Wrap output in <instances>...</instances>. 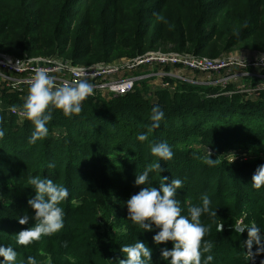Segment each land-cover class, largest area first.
Returning a JSON list of instances; mask_svg holds the SVG:
<instances>
[{"label": "trees", "instance_id": "trees-1", "mask_svg": "<svg viewBox=\"0 0 264 264\" xmlns=\"http://www.w3.org/2000/svg\"><path fill=\"white\" fill-rule=\"evenodd\" d=\"M155 14L163 16L158 20ZM161 51L217 60L236 52L264 53V0H0V53L16 58L60 57L75 66L135 59ZM173 89L137 85L125 96L87 98L78 115L53 110L48 135L28 143L30 121L10 111L27 94H0L3 109L0 127V244L18 253L15 264L34 256L37 264H116L124 259L120 249L136 238L152 251L149 264H167L153 236L127 221L125 201L140 190L136 173L156 160L152 143L166 141L173 158L161 162L160 174H150L153 187L161 178H180L177 191L182 214L201 203L211 204L200 221L209 231L204 239L213 247L203 257L210 264H251L244 246L247 232L233 225L255 223L264 229V186L254 189L252 176L264 164V92L252 99L227 95L226 88L199 86L166 79ZM153 107L164 112L161 127L151 129ZM140 132L148 135L138 141ZM207 148L215 167L202 163ZM234 154L236 159L231 163ZM221 156V157H220ZM52 163L54 168H48ZM39 175L65 186L69 196L62 203L64 227L28 246L15 236L28 225L20 215H34L27 201L35 192L27 176ZM2 259V258H0ZM257 264H264V260Z\"/></svg>", "mask_w": 264, "mask_h": 264}, {"label": "clouds", "instance_id": "clouds-1", "mask_svg": "<svg viewBox=\"0 0 264 264\" xmlns=\"http://www.w3.org/2000/svg\"><path fill=\"white\" fill-rule=\"evenodd\" d=\"M158 20L163 16L155 14ZM94 93V85L87 79H80L77 82L65 81L56 83V78L48 73L46 69L38 68L30 77L27 95L23 103L13 105L10 111L17 114L24 120L30 121L33 131L28 143L35 144L38 140L45 138L49 133L48 124L53 118V110H60L65 116L78 115L82 111L83 102ZM164 118V112L159 107H153L149 117L152 122L148 127L157 129L161 127L160 121ZM5 136V130L0 127V139ZM138 141H146L148 135L145 132L137 134ZM150 152L157 159L146 164L142 172H137L135 185L140 190L125 201L127 208V221L133 227L142 229L143 232L153 231V226L159 229L153 236L157 245L165 242H172L171 249H161V259L167 264H210L214 257L202 253H208L213 247L209 240L204 237L209 231L208 227L201 223L202 214L208 213L211 201L207 194L201 196V203L188 208L187 214H182L180 201L177 199V190L183 186L180 178H173L171 183L167 178H161L159 187H153L150 174L164 171L161 162L170 161L173 158V149L166 141L152 143ZM207 148L206 154L200 157L203 164L215 167L219 163V157L215 160ZM231 156V163L236 159ZM221 157V156H220ZM50 163L48 168H54ZM27 182L35 192L33 198L28 199L27 204L33 210L34 215H20L18 223L28 225L15 236L17 245L28 246L34 241L40 240L43 236H51L61 231L64 227L65 212L62 203L69 196L68 189L55 182L53 179L39 175L27 176ZM251 186L259 189L264 186V164L255 170ZM235 232L243 234L247 232V239L244 246L247 247L249 255L253 257L252 248L256 246V254L264 253V229L255 223L243 224L236 222L233 225ZM124 259H119L116 264H149L152 257L151 249L142 241L136 238L132 244H124L120 249ZM18 253L12 246L0 244V264H15ZM26 264H37L34 256H28Z\"/></svg>", "mask_w": 264, "mask_h": 264}, {"label": "built area", "instance_id": "built-area-1", "mask_svg": "<svg viewBox=\"0 0 264 264\" xmlns=\"http://www.w3.org/2000/svg\"><path fill=\"white\" fill-rule=\"evenodd\" d=\"M38 68L46 69L56 78L57 84L87 79L94 85V93L88 98L125 96L134 92L142 82H149L151 86L153 82L162 81L161 89H173L170 83L165 82L166 79L199 86L221 85L223 88L240 82V86L234 84L235 91L226 94H245L252 99L259 98L264 92V53L253 56L243 52L230 58L209 60L158 51L132 60L89 67L75 66L71 61L57 56L29 59L0 53V94H27L30 77ZM199 75H205V81L200 80ZM211 76L219 77L211 79ZM2 109L3 103L0 101V111ZM261 260L264 259H252L251 264Z\"/></svg>", "mask_w": 264, "mask_h": 264}, {"label": "rangeland", "instance_id": "rangeland-1", "mask_svg": "<svg viewBox=\"0 0 264 264\" xmlns=\"http://www.w3.org/2000/svg\"><path fill=\"white\" fill-rule=\"evenodd\" d=\"M243 53V51H241V52H236L235 53V55H240V54H242ZM252 55L253 56H255V55H258L257 53H252ZM183 73H185V72H183ZM189 75V74H188ZM207 76H210V75H207ZM219 76H216V77H214V76H211L210 78L211 79H216V78H218ZM199 78H200V80H202V81H205V75H199ZM175 82H177V81H175ZM235 85H238V86H240V82H236V83H234ZM163 85V82L162 81H158V82H153L152 84H151V88L152 89H159V88H161V86ZM240 222H242L243 223V221H240ZM244 224V223H243Z\"/></svg>", "mask_w": 264, "mask_h": 264}]
</instances>
